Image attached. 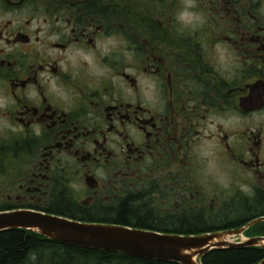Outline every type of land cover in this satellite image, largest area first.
<instances>
[{
	"label": "flooded vegetation",
	"instance_id": "af4514ba",
	"mask_svg": "<svg viewBox=\"0 0 264 264\" xmlns=\"http://www.w3.org/2000/svg\"><path fill=\"white\" fill-rule=\"evenodd\" d=\"M8 210L160 235L264 217V0H0ZM13 230L30 245L0 264H181Z\"/></svg>",
	"mask_w": 264,
	"mask_h": 264
},
{
	"label": "water",
	"instance_id": "95a60500",
	"mask_svg": "<svg viewBox=\"0 0 264 264\" xmlns=\"http://www.w3.org/2000/svg\"><path fill=\"white\" fill-rule=\"evenodd\" d=\"M264 222L257 218L239 229L200 235H160L101 224H81L28 210L0 212V232L11 229H33L49 238L82 247L118 250L135 256L175 261L181 264H203L201 259L214 249L258 247L264 249V237L245 238L250 227ZM242 235L235 243L232 236ZM258 264H264V259Z\"/></svg>",
	"mask_w": 264,
	"mask_h": 264
},
{
	"label": "trees",
	"instance_id": "16d2710c",
	"mask_svg": "<svg viewBox=\"0 0 264 264\" xmlns=\"http://www.w3.org/2000/svg\"><path fill=\"white\" fill-rule=\"evenodd\" d=\"M238 223H230L227 228H234ZM253 227V226H252ZM176 228L187 231L188 234H196L205 228L197 217H193L189 222L182 220L176 223ZM263 229L264 222L253 227ZM30 245L29 238H26L23 232L6 230L0 232V258H6L15 255L17 259L24 256V252ZM97 259L105 257L104 253H97ZM264 259V249L258 247H242L232 249H214L207 253L201 260L203 264H258ZM173 264V263H168Z\"/></svg>",
	"mask_w": 264,
	"mask_h": 264
},
{
	"label": "rangeland",
	"instance_id": "374dc122",
	"mask_svg": "<svg viewBox=\"0 0 264 264\" xmlns=\"http://www.w3.org/2000/svg\"><path fill=\"white\" fill-rule=\"evenodd\" d=\"M234 236H232V239H233Z\"/></svg>",
	"mask_w": 264,
	"mask_h": 264
}]
</instances>
